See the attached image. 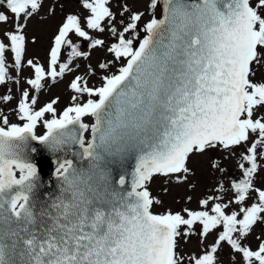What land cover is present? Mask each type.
Returning a JSON list of instances; mask_svg holds the SVG:
<instances>
[{"label": "snow or ice", "instance_id": "1", "mask_svg": "<svg viewBox=\"0 0 264 264\" xmlns=\"http://www.w3.org/2000/svg\"><path fill=\"white\" fill-rule=\"evenodd\" d=\"M110 2L82 0L90 13L87 30L80 17L67 15L47 69L27 60L34 69L27 84L36 94L22 92L15 109L22 124L0 111V264H184L178 238L195 234L197 223L201 240L217 227L222 231L209 250L190 255L189 264H216L225 241L245 264H264V241L256 250L241 243L264 222V190L254 186L258 157L264 158V81L255 79L264 69V0H149L147 20L125 4L120 15L128 13V22L120 20V28ZM0 5L14 24L0 39L3 85L14 79L10 67L19 73L24 65V29L41 0H0ZM9 20L0 11V23ZM89 30H107L114 38L107 46L113 59L99 64L106 73L102 84L89 86L77 75L70 83L76 93L70 106L58 112L54 99L37 110L43 81L55 82L74 70L76 58L89 56L70 34L87 41L89 49L105 46ZM64 48L67 59L61 62ZM8 92L0 98L4 102L13 98ZM38 124L43 134H37ZM34 141L55 166L54 185L42 195L45 184L31 159ZM249 141L239 164L242 177L231 189L237 204L253 192L256 202L230 214L225 203L212 204L211 211L185 208L187 218L150 211L159 202L146 186L154 174H187L191 154ZM219 199L209 196L200 204L207 208Z\"/></svg>", "mask_w": 264, "mask_h": 264}, {"label": "rangeland", "instance_id": "2", "mask_svg": "<svg viewBox=\"0 0 264 264\" xmlns=\"http://www.w3.org/2000/svg\"><path fill=\"white\" fill-rule=\"evenodd\" d=\"M149 0H111L110 9L116 14V26L122 27L119 23L120 20L128 22V13L123 16L120 15L123 6L126 4L132 11L144 12V20H147L150 13L147 11V5ZM0 11L10 16V20L7 23H0V39L4 38V33L9 30H14V24L12 22V14L6 7L0 5ZM156 15L161 14V8H157ZM73 14L80 17L82 27L86 29V17L90 14L87 9L83 7L82 0H41V7L38 11L27 20L24 33L26 35V55L24 57V65L18 73L15 68H9L13 81L6 82L0 85V98L9 94L8 90L11 89L12 100L4 102L0 99V111L4 113L12 123H21L18 120L15 113V109L18 106V102L22 97L24 90H29L31 94L35 95V91L30 89V85L27 84V80L34 78V69L27 65V60L32 59L34 62L40 63L45 69L48 67L49 51L54 40V36L58 33L59 27L62 25L67 15ZM21 22L23 18H21ZM143 21L141 22L142 25ZM87 30V29H86ZM90 31V35L105 40V46L97 47L95 49H89L87 47L88 42L83 41L82 38H78L74 33L70 34V38L74 42L81 44L82 51H88L89 56L87 58H76L71 67L74 69L71 72H66L63 77L57 78L55 82L51 78H46L43 81V89L38 94V103L36 109L45 105L52 100H57L54 107L58 112L63 110L66 106H70L71 97L76 93L70 89L71 81L80 75L88 81L89 86H100L102 84L101 76L106 74L99 69V64L112 60L113 57L107 52V46L113 42V37L107 30L104 33ZM143 33V32H141ZM7 42V41H5ZM68 49H62L61 62L66 61ZM8 62H13L11 53L7 54ZM78 65V67H77ZM18 78V83L15 82ZM255 79L257 81H264V69L257 72ZM87 96L81 97L82 101H86ZM259 114V113H258ZM46 118H50V114H46ZM88 123L92 122V118L88 117ZM46 129L42 124H38L36 129L37 134H43ZM251 141L246 144L233 147L231 150H224L221 147L208 149L203 153L191 154L186 161V166L190 170L187 174H171L165 176L163 174L153 176L147 182V188L150 193V197L154 203L150 211L153 214H165L168 211L172 213L180 212L182 215L187 214L183 211L185 208L193 211L208 210L211 211L212 204L225 203L228 204L226 212L234 210L239 206L235 202V194L231 189V183L234 180H239L242 177V171L239 168V164L243 162L241 160V154L246 153L247 148L250 146ZM258 163L260 167L254 176V186L264 190V158L258 157ZM217 166L214 167L213 165ZM247 166V164H246ZM222 169V170H221ZM177 175L185 177L177 179ZM221 185L223 189L221 190ZM209 196H219L221 199L212 200L209 202L207 208H204L200 201ZM256 202V194L253 192L249 195L245 204H252ZM195 234L185 238L181 235L178 238V247L176 251L185 258L184 264H189L188 257L190 255L203 254L204 251L209 250L214 238L217 234V230L214 229L207 236V240H201L199 235L201 231V225L199 223L194 226ZM184 228H181L183 233ZM241 243L247 246V242L251 243V249L256 250L261 241H264V222H258L255 224ZM255 246L257 248H255ZM216 255V264H243L241 260V253L236 252L226 242H221V246L218 248Z\"/></svg>", "mask_w": 264, "mask_h": 264}, {"label": "water", "instance_id": "3", "mask_svg": "<svg viewBox=\"0 0 264 264\" xmlns=\"http://www.w3.org/2000/svg\"><path fill=\"white\" fill-rule=\"evenodd\" d=\"M32 146L37 149L35 153H31L32 162L36 163L38 173L41 176L42 182L45 184V187L39 189V193L42 195L43 193L50 191L54 185L55 178L51 174L54 172L55 166L51 163L53 157L47 153V151L39 144V142H32ZM126 163L130 170L131 165L134 164V159L130 158ZM157 175L160 174H154L153 176Z\"/></svg>", "mask_w": 264, "mask_h": 264}, {"label": "flooded vegetation", "instance_id": "4", "mask_svg": "<svg viewBox=\"0 0 264 264\" xmlns=\"http://www.w3.org/2000/svg\"><path fill=\"white\" fill-rule=\"evenodd\" d=\"M241 206H244V205H243V204H242V205L239 204V206H238L237 208H235L234 210H235V211H239V208H240ZM246 206H250V204L247 203V204H245V207H246ZM231 211H233V210H230V211H228L227 213L230 214ZM241 216H242V214H241ZM257 223H258V222H257ZM257 223H256V224H257ZM216 230H217V234H216V236H215V238H214V242H215L216 238L218 237L219 232L222 231V227H217ZM210 233H211V232H210ZM210 233H209V234H210ZM207 236H208V235H207ZM207 236H206L204 239L207 240ZM244 238H248V237H244ZM204 239H203V240H204ZM225 242H226V241H225ZM212 244H213V243H212ZM212 244H211V245H212ZM226 244H227V242H226ZM247 246H250V247H251V243L247 242ZM255 248H257V247L255 246ZM241 260H242V263L245 264V262H244L242 256H241Z\"/></svg>", "mask_w": 264, "mask_h": 264}, {"label": "trees", "instance_id": "5", "mask_svg": "<svg viewBox=\"0 0 264 264\" xmlns=\"http://www.w3.org/2000/svg\"><path fill=\"white\" fill-rule=\"evenodd\" d=\"M140 35H141V37H142V36L144 35V33H141Z\"/></svg>", "mask_w": 264, "mask_h": 264}]
</instances>
